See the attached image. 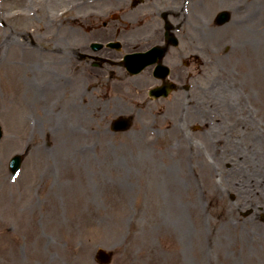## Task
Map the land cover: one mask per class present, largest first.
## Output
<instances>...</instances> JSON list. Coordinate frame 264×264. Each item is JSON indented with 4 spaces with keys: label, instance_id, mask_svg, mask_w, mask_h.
Instances as JSON below:
<instances>
[{
    "label": "rangeland",
    "instance_id": "obj_1",
    "mask_svg": "<svg viewBox=\"0 0 264 264\" xmlns=\"http://www.w3.org/2000/svg\"><path fill=\"white\" fill-rule=\"evenodd\" d=\"M258 3L252 27L212 25L226 34L210 42L197 85L144 104L101 76L61 89L49 57L59 49L35 17L14 22L11 42L0 30V264H99L98 248L113 252L109 264H264ZM120 114L132 126L106 131Z\"/></svg>",
    "mask_w": 264,
    "mask_h": 264
},
{
    "label": "flooded vegetation",
    "instance_id": "obj_2",
    "mask_svg": "<svg viewBox=\"0 0 264 264\" xmlns=\"http://www.w3.org/2000/svg\"><path fill=\"white\" fill-rule=\"evenodd\" d=\"M95 1L91 17L64 19L52 34L51 29L47 31L48 40L57 42L59 69L64 83L70 88L79 84V74L89 78L101 76L99 80L106 77L115 84L131 82L140 90L168 80L184 86L201 70V63L196 58L208 54L210 24L218 12L212 9L221 4L230 6L246 14L245 21L248 22L255 15L251 10L254 0ZM49 4L50 0H45L44 7ZM112 8L119 15H114ZM78 14H81L80 9ZM84 23L97 27L82 35ZM165 24H168V31L176 42H166ZM114 42H119V45L115 46ZM93 43L100 46L93 47ZM155 46L164 49L161 63L167 68V76H162L165 69L156 70L157 62L146 66L139 76H129L124 67L125 56L145 52Z\"/></svg>",
    "mask_w": 264,
    "mask_h": 264
},
{
    "label": "water",
    "instance_id": "obj_3",
    "mask_svg": "<svg viewBox=\"0 0 264 264\" xmlns=\"http://www.w3.org/2000/svg\"><path fill=\"white\" fill-rule=\"evenodd\" d=\"M0 135H1V133H0ZM18 164H19V157L16 156L11 161V168L13 170H16ZM98 258L103 260V261H107L108 260V255L106 253H104L103 251H101V252L98 253Z\"/></svg>",
    "mask_w": 264,
    "mask_h": 264
},
{
    "label": "bare ground",
    "instance_id": "obj_4",
    "mask_svg": "<svg viewBox=\"0 0 264 264\" xmlns=\"http://www.w3.org/2000/svg\"><path fill=\"white\" fill-rule=\"evenodd\" d=\"M111 1H113L114 3H117L118 2V0H111ZM61 1L60 0H52V3L53 4H59ZM262 6H259V8H261ZM262 22H264V20L262 21ZM36 62H32L31 64H30V66H36ZM236 104L237 103H234V107L236 106ZM182 182V181H181Z\"/></svg>",
    "mask_w": 264,
    "mask_h": 264
}]
</instances>
